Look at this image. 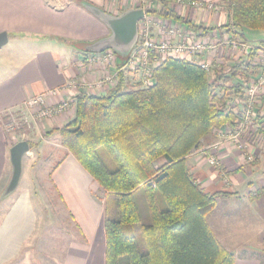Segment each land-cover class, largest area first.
I'll return each mask as SVG.
<instances>
[{"label":"crops","instance_id":"1","mask_svg":"<svg viewBox=\"0 0 264 264\" xmlns=\"http://www.w3.org/2000/svg\"><path fill=\"white\" fill-rule=\"evenodd\" d=\"M141 1L0 0V32L7 33V42L0 47V195L11 177L9 148L16 142V138L4 129V114L19 110L27 122L26 140L32 144V148L22 157V166L25 161H34L37 157L48 158L50 164L56 160L47 170L46 176L68 214L72 227L58 264H105L104 206L95 195L99 186L68 149L61 145L55 130L75 115L74 100L82 88L72 84V81L79 78L81 68L87 71L89 67L87 62L80 63L83 44L110 33L106 25L82 2L117 15L128 8L142 7ZM147 1L152 7L157 6ZM195 1L204 4L219 0ZM176 6L179 8L176 7L174 13L182 20L190 21L191 25L213 28L227 23L224 10L208 11L202 6L192 7L189 3ZM142 8L148 9L147 6ZM151 18L157 19L151 27L156 37L160 30L157 24L159 20H173L191 31H197L182 20L145 14L146 20ZM236 31L234 35L226 28H215L204 34L215 46L227 37H238L237 40L241 39L252 46L263 42L252 44L243 34H238V29ZM231 48L226 43L220 44V47L216 46L208 52L205 58L213 62L216 72L227 71L235 64L246 62L248 69L242 77L232 81L238 83L252 72L249 64L253 54L244 55ZM124 77L130 79L126 74ZM38 94L45 96L46 107H55L63 102H68V107L39 120L35 113L37 108L29 109L24 104L28 98ZM212 142L205 141L206 146L200 148L204 149L205 154L194 152L187 157L189 171L204 191L231 193L217 198L216 206L207 215V223L222 247L234 253L233 264H264V194H258L264 188V149L254 147V160L248 162L245 154L230 146L227 139L222 146L212 147ZM206 154L219 158L220 173L207 163ZM220 174L228 177L229 181L221 180ZM28 176L29 172L23 171L17 188L8 196L0 198V264H31L22 258L23 248L37 223Z\"/></svg>","mask_w":264,"mask_h":264},{"label":"trees","instance_id":"2","mask_svg":"<svg viewBox=\"0 0 264 264\" xmlns=\"http://www.w3.org/2000/svg\"><path fill=\"white\" fill-rule=\"evenodd\" d=\"M150 1L158 6L146 12L182 20L171 7L176 0ZM222 1L225 25L182 21L202 32L264 30V0ZM247 69L242 62L211 76L185 59L167 58L154 68V83L147 88L126 89L120 72L115 87L105 93L75 97L73 119L55 130L61 145L112 197V217L104 206L105 264L234 263V253L222 247L206 218L217 198L231 193L204 191L187 157L213 127H235L240 112L227 109L226 98L230 91L242 92V81H232ZM138 189L146 204L145 221L134 196Z\"/></svg>","mask_w":264,"mask_h":264},{"label":"built area","instance_id":"3","mask_svg":"<svg viewBox=\"0 0 264 264\" xmlns=\"http://www.w3.org/2000/svg\"><path fill=\"white\" fill-rule=\"evenodd\" d=\"M144 0L141 2L143 3ZM174 3L177 5H184L183 0H176ZM192 7L202 6L208 11H215L218 6L212 2L202 4V2L193 1L189 3ZM161 21V23H159ZM148 20L143 19L144 26L140 29L138 27V39L130 52L129 58L124 64L128 71L135 77V81L141 88H147L154 83L153 70L155 67L162 64L167 58H181L188 62L196 64L203 68L205 71L213 70V62L205 58L208 52H211L216 46L220 47L225 43L230 45L233 51H238L244 55L252 53L253 58L249 65L252 67V72L248 74L247 78L242 81V92L235 95V101L227 104V109H232L234 112H240V117L235 123V128L220 127L219 134H229V140L236 143V148L245 154L248 162L254 160V151L251 148L256 146L259 149H264V43L258 45H250L245 42H236L234 39L227 37L216 46L211 42L202 31H191L183 24L170 21H158L159 34L161 37H156L152 34L148 26ZM82 52V61L87 62L89 65L103 62L105 64L112 63L115 66V54L107 49L99 53ZM244 63V62H243ZM245 65L247 66L246 62ZM256 69V73H255ZM254 71V72H253ZM102 79L97 82L96 86H101L106 80L113 84L114 76ZM113 78V80H112ZM110 80V81H109ZM72 84L79 85L72 81ZM88 87V85H87ZM87 93H89L86 89ZM92 93V92H90ZM45 96L38 94L26 100L25 106L29 108H37L36 115L38 118L50 117L57 114L68 107V102L57 104L55 107H46ZM5 125L7 130H12V126ZM258 143V145H255ZM216 156H209L212 165H218L219 159H214Z\"/></svg>","mask_w":264,"mask_h":264},{"label":"rangeland","instance_id":"4","mask_svg":"<svg viewBox=\"0 0 264 264\" xmlns=\"http://www.w3.org/2000/svg\"><path fill=\"white\" fill-rule=\"evenodd\" d=\"M138 4H140V1ZM213 4L218 6V9H216L215 11H221L225 9L224 8L225 4L223 3L222 0H219L218 2L213 3ZM141 5L142 7L147 6L148 9L152 7L151 3H149L147 0L146 1L144 0L143 3H141ZM176 5H177L176 3L172 4L171 7L173 10L174 9L176 10V7H177ZM178 8L179 7H177V9ZM144 11L146 10L144 9ZM145 14L147 15L149 13L145 12ZM155 20L157 19L151 18L149 20L148 26L150 27V29L148 30H151V27L153 26L154 24L153 22ZM159 23H161V21ZM138 25H139L138 27H140L141 29L142 26H144L143 20H141L138 23ZM242 34H243V37L246 40H248V42H251L252 44L258 43V41H264V30H250V29L243 28ZM160 35L158 34L157 37L159 38ZM237 39L239 38L236 37L234 40L236 42H239V41L242 42L241 39L240 40H237ZM87 55H93V54L88 53ZM83 63H81V65ZM92 66H95V67H92ZM229 70H231V67L227 69V71ZM214 71H216V68H214L213 70L211 69L209 72L208 71L207 72L212 76V73ZM227 71L226 69L222 70L223 73ZM120 72H122L123 75L126 74L130 77V79H127V82L125 84L126 89L133 88V86H136V88H141L139 87V84L135 81L137 76L133 77L134 75L130 71H128L126 66L121 65L120 67V66H115L112 63L105 64L103 62L89 65L87 71L85 70V68L84 69L81 68V71L79 72V78L74 79L73 81L75 83H78L79 85L77 86L82 88L80 93H85L88 95H100L104 93V92L100 93L102 90L106 88H108L109 90L115 87L116 82H117V74ZM115 73L117 74L116 76H114L113 84H110V82L105 80L100 87L95 85L97 82L102 81L103 77L105 79L106 76L111 77ZM86 89L89 93L85 92ZM231 92L232 91H230V93L228 94L226 98L227 99L226 105L229 103H233V100L235 99L234 97L236 94H233V92L232 93ZM26 108H29V107L26 106ZM35 113H38V112L36 111ZM22 115L23 114H21L19 110L15 112L8 111L6 112V114H4V122H3L4 126L7 124H9L8 126L13 125L12 130L8 131L6 127H4V129L10 136L16 138V142L21 141V140H26L27 138V134H26L28 130V127L26 126L27 122H25L26 118L25 117L23 118ZM36 118L39 120L42 119V118H38L37 116ZM224 127L231 128L229 124H226ZM219 129H220L219 126L213 127L210 131V134L201 141L199 148L195 151H192L190 155H192L194 152L195 153L202 152L205 154V152H203L204 149L201 150L200 148L205 147L206 146L205 141H210V140H213L212 147L222 146L223 142L226 141V139L231 144L230 146L236 147L237 144L232 142V140L231 139L229 140L228 138L229 132L227 134L226 133L219 134L218 132ZM28 143H29V149H31L32 148V146H30L31 142H28ZM255 145H258V143H256ZM252 151H255L254 148ZM208 159H209V156L206 154L207 163L211 165L212 167H214L216 170H218V172L220 173L221 167L219 165H212L210 160ZM214 159L217 160L219 158L216 156V158ZM55 161L51 164L53 165ZM51 164L48 158L40 159V157H37L36 159H34V161H31V160H29L28 162L25 161L24 166H22L21 174H23V171L25 173L29 172L28 177H29V180L31 181L30 185H31L32 200L34 201V206L36 208V213H37L36 229L34 230V233L32 234L26 246H24L23 252H22V258L27 259L31 264H58L59 260L61 259L64 248L66 246V242H68V237L70 236L71 230H72L69 216L66 213L64 207L62 206L59 200V197L57 196L53 186L50 185V182L46 176L47 170H49V168L52 166ZM219 177H221L220 178L221 180H226L227 182L229 181L228 177L221 176V174ZM95 195L102 201L103 206H105L106 204V215L108 217H112L113 216L112 197L107 196L106 192L100 186H99L98 191L95 193ZM134 196H135L138 209L141 213V217L145 221L147 219L145 218L146 217V204H145L142 189L136 190L134 193ZM1 212L2 210H0V214ZM121 261L122 263H124L125 259H122Z\"/></svg>","mask_w":264,"mask_h":264},{"label":"water","instance_id":"5","mask_svg":"<svg viewBox=\"0 0 264 264\" xmlns=\"http://www.w3.org/2000/svg\"><path fill=\"white\" fill-rule=\"evenodd\" d=\"M82 4L110 31L105 37L91 43H84L82 52L99 53L109 49L115 54L116 64L124 65L137 42L138 23L145 17L144 9L142 7L128 8L113 15L91 3L82 2ZM6 42L7 33L0 32V47ZM28 151L29 143L26 140L18 141L9 148L11 177L0 198L8 196L17 188L22 173V157Z\"/></svg>","mask_w":264,"mask_h":264}]
</instances>
